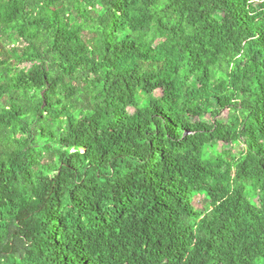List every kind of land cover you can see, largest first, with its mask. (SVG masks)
I'll list each match as a JSON object with an SVG mask.
<instances>
[{
	"label": "trees",
	"instance_id": "1",
	"mask_svg": "<svg viewBox=\"0 0 264 264\" xmlns=\"http://www.w3.org/2000/svg\"><path fill=\"white\" fill-rule=\"evenodd\" d=\"M0 264H264V0H0Z\"/></svg>",
	"mask_w": 264,
	"mask_h": 264
},
{
	"label": "rangeland",
	"instance_id": "2",
	"mask_svg": "<svg viewBox=\"0 0 264 264\" xmlns=\"http://www.w3.org/2000/svg\"><path fill=\"white\" fill-rule=\"evenodd\" d=\"M200 199H201V197H196L195 199H194V203L196 204V206H198V207H201V203H200Z\"/></svg>",
	"mask_w": 264,
	"mask_h": 264
}]
</instances>
